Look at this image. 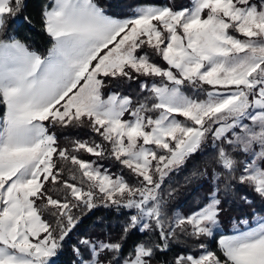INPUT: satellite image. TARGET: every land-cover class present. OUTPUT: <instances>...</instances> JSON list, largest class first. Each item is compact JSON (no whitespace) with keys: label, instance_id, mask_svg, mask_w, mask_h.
Wrapping results in <instances>:
<instances>
[{"label":"snow or ice","instance_id":"6c2138e0","mask_svg":"<svg viewBox=\"0 0 264 264\" xmlns=\"http://www.w3.org/2000/svg\"><path fill=\"white\" fill-rule=\"evenodd\" d=\"M112 7L48 0L39 22L51 46L42 54L10 34L18 20L33 24L27 0H0V264H57L66 251L70 264H264V217L221 236L216 250L204 242L215 240L222 192L252 205L241 191L250 189L264 203V0L129 4L123 18ZM113 82L136 83L139 94L105 98ZM85 127L99 142L59 145L57 129ZM205 149L210 163L186 178L208 183L204 203L169 217L178 190L166 199V178ZM81 151L114 160L135 182ZM60 161L75 166L73 182L61 178ZM102 210L123 218L118 235ZM89 215L94 229L81 231ZM183 238L199 254L168 261Z\"/></svg>","mask_w":264,"mask_h":264},{"label":"trees","instance_id":"16d2710c","mask_svg":"<svg viewBox=\"0 0 264 264\" xmlns=\"http://www.w3.org/2000/svg\"><path fill=\"white\" fill-rule=\"evenodd\" d=\"M28 8L25 11L24 15H28L32 18L33 24L32 25H25L23 21L18 20L16 24L12 25L10 29V34H15L21 39H26L27 42L32 46V48L42 54H46L47 48L51 46L50 38L43 32L41 24L39 22L40 12L42 11V7L48 0H27ZM105 3H111L113 7L110 11L122 14L121 18L124 15L129 14L136 6H143V5H154L159 6L165 3H175L177 6H190L191 0H104ZM131 4L133 9L127 7V5ZM156 62L163 63L159 60V58H155ZM112 92H119L121 94H129L133 95L134 97L139 94V89L136 83H123V84H116L113 82L112 85L109 86ZM185 92L189 96H196L197 93L192 90L191 88H186ZM199 99H204L205 96L203 93L199 94ZM4 108L0 106V115L3 114ZM183 119V118H181ZM57 137L58 143L61 147H67L71 149L72 142L75 140H87L92 141L96 140L99 142V138L91 132L88 128H69V129H57ZM82 159L86 161H92L99 164H102L106 169L109 166L114 165V160L110 158H97L88 154L85 151H81L76 153ZM213 153L210 149H205V151L195 159L189 162V164L181 171L176 172L175 174L171 175L170 178H166V181L163 185L164 189V196L167 199V192L171 188L177 189V193L175 197L168 201L167 209L169 217H173L178 215L179 213H188L191 214L193 211L198 210L199 206L204 203V197L208 191V183L203 180H193L191 183L186 182V178L190 177L193 167H203L205 163H210L211 157ZM61 166L65 169V171L61 174L62 179H67L69 182H73L71 180V173L69 171L70 168H74L75 166L70 165L68 162L60 161ZM211 170V169H209ZM122 174L131 182L130 173L127 169L122 171ZM77 179L75 183L79 184L80 181V173L77 171L76 173ZM52 194L55 197L62 198L64 195V190L62 187H57L56 185H48ZM249 193V199L253 200L254 203L252 205L244 203L240 198L239 195H228L225 196L223 192L221 193V198L223 200L222 208L229 212V215L234 218V220L238 223H241L243 218L254 219L255 216L264 217V203H261L258 197L255 196L254 193H251V190H244ZM104 215L106 219V224L111 227L113 235L119 234V222L123 218H119L116 214H109L107 210H102L100 213ZM45 218L51 219L48 213H45ZM97 217L93 215H89L85 218L84 223L80 226L81 231H91L94 229V224L96 223ZM99 231V230H97ZM216 234V233H215ZM76 236L73 235V241L75 240ZM142 238L140 233H137L136 236L132 238V241L136 239ZM132 241H129V247L131 246ZM70 241L69 243H71ZM208 244L210 249L216 250L217 243H218V236L215 235L214 241H208L205 239L204 241ZM200 249L197 247V242L192 239L183 238L181 242L174 244L172 250L167 254L166 259L171 261L173 257L177 254H194L198 255ZM161 259H165V257H161ZM71 255L67 251L63 256H61L57 264H70Z\"/></svg>","mask_w":264,"mask_h":264},{"label":"rangeland","instance_id":"374dc122","mask_svg":"<svg viewBox=\"0 0 264 264\" xmlns=\"http://www.w3.org/2000/svg\"><path fill=\"white\" fill-rule=\"evenodd\" d=\"M143 6H154V5H143ZM104 93H105V98H107V95L111 94L112 91L108 87L104 90ZM108 170L109 172L115 175H120L122 174V171L124 170V168L118 163H115L114 165L109 166ZM130 179H131V182H135V178L133 176H131ZM182 214L183 213H179L178 215H182ZM184 214H188V213H184ZM260 218L261 217L259 216L257 217L255 216L253 220L249 218H243L241 223H238L234 220V218H232L229 215V212H227L226 210H223L220 216V223L218 227L214 229V232L217 234L218 240L221 236L237 235L240 232L248 231L249 229L256 227L257 220H259Z\"/></svg>","mask_w":264,"mask_h":264}]
</instances>
